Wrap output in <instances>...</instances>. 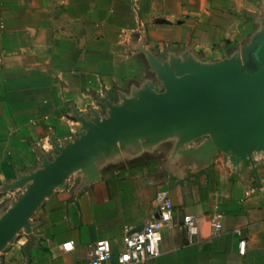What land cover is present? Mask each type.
I'll return each mask as SVG.
<instances>
[{"label":"crops","instance_id":"0c3cea01","mask_svg":"<svg viewBox=\"0 0 264 264\" xmlns=\"http://www.w3.org/2000/svg\"><path fill=\"white\" fill-rule=\"evenodd\" d=\"M261 6L264 0H0V208L17 193L2 186L35 167L36 149L50 153L51 137L60 142L78 132L72 111L103 112L97 97L115 102L117 92L151 77L138 43L161 59L189 48L217 61L247 41ZM74 186L35 212L29 260L21 234L0 264H90L98 240L110 244L104 264H118L124 230L157 218L159 191L167 193L172 218L147 264H264V165L245 182L217 157L182 177L163 156L143 155L106 168L76 194ZM185 216L196 221L191 239ZM67 242L70 251L62 248Z\"/></svg>","mask_w":264,"mask_h":264},{"label":"water","instance_id":"95a60500","mask_svg":"<svg viewBox=\"0 0 264 264\" xmlns=\"http://www.w3.org/2000/svg\"><path fill=\"white\" fill-rule=\"evenodd\" d=\"M247 41L217 61L189 48L161 59L142 42L135 46L151 77L97 97L103 112L72 111L78 132L52 152L36 149L38 162L2 186L16 190L0 208V259L18 235H25V261L35 237L33 216L56 191L75 182L73 194L98 182L108 167L143 155L163 156L175 175L189 177L217 157L243 181L264 165V6Z\"/></svg>","mask_w":264,"mask_h":264},{"label":"built area","instance_id":"2783aa9c","mask_svg":"<svg viewBox=\"0 0 264 264\" xmlns=\"http://www.w3.org/2000/svg\"><path fill=\"white\" fill-rule=\"evenodd\" d=\"M248 194V193H246ZM157 218L146 222L138 230L126 228L122 236L123 250L117 255L118 264H147L159 254L161 230L169 224L172 218V205L165 191L156 195ZM220 215L214 216L212 227L214 231L220 229ZM183 226L189 239L197 233L195 218L185 216ZM64 251L72 250V244L67 242L62 245ZM239 253L244 252V242L239 243ZM90 264H104L111 255L110 244L107 240L96 241L90 252Z\"/></svg>","mask_w":264,"mask_h":264}]
</instances>
